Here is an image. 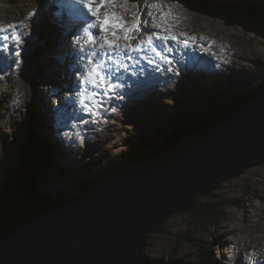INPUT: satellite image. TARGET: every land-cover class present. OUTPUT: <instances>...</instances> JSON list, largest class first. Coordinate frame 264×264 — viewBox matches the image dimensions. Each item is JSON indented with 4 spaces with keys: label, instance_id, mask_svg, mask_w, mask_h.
I'll return each mask as SVG.
<instances>
[{
    "label": "rangeland",
    "instance_id": "1",
    "mask_svg": "<svg viewBox=\"0 0 264 264\" xmlns=\"http://www.w3.org/2000/svg\"><path fill=\"white\" fill-rule=\"evenodd\" d=\"M211 1L247 8L255 3L264 5V0H165L180 18L177 32L207 38L197 39L196 45L187 49L171 45L176 54L183 48V59L192 65L185 68L181 64V69L178 64L156 59L159 67L152 68L140 61L136 75L123 79L125 87L126 82L140 85L128 95L123 94L124 99L106 101L93 117L83 116L79 106L71 102L73 87L68 80L71 78V83H75L78 57L77 46L69 41L72 34L64 19L65 10L55 0H0L2 24L29 23L25 18L36 12L31 34H24L26 43L21 49L24 63L17 65L11 52H2L5 60L0 63V69L4 68L0 71V179L19 158L17 145L22 141V131L29 129L26 124L31 116L41 130H46L47 138L58 151V163L68 170L66 174L52 173L42 190L73 194L79 180L104 172L124 155L128 157L129 149L142 144L143 139L151 137L145 142L153 149L162 142H158L160 136L173 134L178 127L190 123L186 121L207 113L216 102L243 93L246 87V95L260 87L264 83V35L259 28L246 25L244 19H231L225 12L212 8ZM144 4L145 0H139V5ZM143 11L146 13L148 9L145 7ZM43 18L50 26L64 30L51 34V41H43L45 48L38 30ZM125 18L132 19L130 14H125ZM71 52L76 57L73 61ZM169 58L172 60L170 54ZM58 84L66 88L61 99L69 97L64 103L69 106L62 107L64 111H56L61 91L57 90ZM125 87L117 91L124 93ZM82 120L88 123L83 124ZM200 198L212 204L216 213L208 216L198 212L192 216L188 211L173 215L159 233L147 238L142 255L173 264L200 257L202 247L215 241L206 264H264V250L263 260L259 261L247 250L250 245L264 246V165L248 169ZM232 202L237 206L227 205ZM200 218L206 220V230L199 235L191 223ZM227 231L231 233L222 234ZM256 238L259 240L254 241Z\"/></svg>",
    "mask_w": 264,
    "mask_h": 264
},
{
    "label": "water",
    "instance_id": "2",
    "mask_svg": "<svg viewBox=\"0 0 264 264\" xmlns=\"http://www.w3.org/2000/svg\"><path fill=\"white\" fill-rule=\"evenodd\" d=\"M170 134L124 160L89 194L55 197L37 180L28 188L32 165L25 159L41 146L30 144L31 130L22 131L19 158L0 179V264H145L147 238L170 217L264 165V83Z\"/></svg>",
    "mask_w": 264,
    "mask_h": 264
},
{
    "label": "snow or ice",
    "instance_id": "3",
    "mask_svg": "<svg viewBox=\"0 0 264 264\" xmlns=\"http://www.w3.org/2000/svg\"><path fill=\"white\" fill-rule=\"evenodd\" d=\"M67 6V22L74 29L72 43L77 46L78 57L72 100L83 116L94 117L106 101L124 99L123 92L117 90L124 89L120 78L129 73L130 65L133 70L129 74L135 76L140 61L154 67H159L156 59L172 64V44L187 49L196 45L197 39H207L177 32L180 18L165 0H145L142 6L139 0H67ZM125 14L132 19H126ZM35 15L28 14L25 19L29 23H0V52H11L17 65L24 63V34H31Z\"/></svg>",
    "mask_w": 264,
    "mask_h": 264
},
{
    "label": "trees",
    "instance_id": "4",
    "mask_svg": "<svg viewBox=\"0 0 264 264\" xmlns=\"http://www.w3.org/2000/svg\"><path fill=\"white\" fill-rule=\"evenodd\" d=\"M214 1L209 2L210 4L213 5L212 8H216V10H221L223 12H225L228 17H230L231 19H236V20H241L244 19L246 22V25L248 26H256L259 28H263L264 29V5H260V4H252L251 7L247 8V7H242V6H238V5H233L230 3H224L221 4L220 2L218 3H213ZM247 9V10H246ZM41 27H38L41 39L48 42L52 40V36L50 33V28L51 26L48 24L47 20L43 19L42 23H40ZM48 35V36H47ZM264 45V43H263ZM249 90V89H248ZM247 92V87L245 88V91L243 93L240 94H236L234 96H232L231 98L226 97V101H221L216 102V104H213L212 106H210V110L206 111L207 113H202V115L200 114L198 117L196 118H192L186 122H190L187 123L188 124H193L196 123L197 121L200 120V118L211 114V113H217L219 111H222L223 109H225L230 103H233L234 101H237L243 97H245ZM212 96H209V98ZM212 98H210L209 100H211ZM228 101V102H227ZM212 101H210L211 103ZM223 102H225L226 104H224ZM32 119V121H31ZM31 119H29V122L26 124V127L29 128L28 130H31V133H33V136H29V140H30V144L31 145H36V140L37 142H39V145L41 146L39 149V153H36V149L35 151H33L32 153H27V157L25 159V161L27 163H29L30 165H32V167L30 168V172L31 174L28 175L27 179L29 181L28 183V188H35V181L37 180L40 185L44 183V179H49L50 175H52V173L54 172H59L60 174H66V172H68L67 169L63 168L57 161V157H58V151H56L52 145V142L50 139L47 138V132L46 130H41L36 123V119L33 118L31 116ZM183 120H185L183 118ZM44 134V135H43ZM33 139V140H32ZM41 149V150H40ZM150 149L149 145L143 141L142 144H139V146L137 145L135 148L133 149H129L130 151V155L128 157H126L125 155L123 156L122 160H119L117 163H115L112 166H109L106 170H104V172L102 173H98V174H94L91 175L90 178H87L84 181L79 180L76 186V191L72 194L68 191H59L57 193L52 194V192H49V194L58 197V196H74V197H78V196H83V195H87L89 194L93 188H95L96 186H98L101 183V179H103L104 177H106L108 174H110L111 172L115 171L116 169H118L124 162V160L128 159L131 156L136 155L138 152L144 151V150H148ZM128 150V149H127ZM35 166V167H33ZM27 175H25L26 177ZM24 177V178H25ZM46 182V180H45ZM33 189L31 191H33ZM37 193V192H36ZM27 194V195H26ZM29 196V191H25V197L22 198V201H26L28 199ZM39 197V195H38ZM33 198H35V192L33 191ZM194 206L193 208L189 211L190 215H194V213L198 214V212H200V214H206L208 216H210V214H215V211H212L214 209H212V204H207L202 198L197 197L193 200ZM234 205L237 206V204L235 202L232 203H227V205ZM0 214H1V204H0ZM10 216V215H9ZM1 217L4 218V214H1ZM206 220L203 218L198 219L197 221H192L191 225L193 226V229L197 231V234H201V232H205V225ZM151 237V236H149ZM148 237V238H149ZM188 237V235H187ZM186 239V238H185ZM213 249V243L211 244H207L204 245L202 247V254L200 257H196L194 259H185V260H179V261H173V264H206L208 263L207 261V257L210 253V251ZM146 257V256H145ZM148 260V261H147ZM145 264H165L162 261H158V260H153V259H145Z\"/></svg>",
    "mask_w": 264,
    "mask_h": 264
},
{
    "label": "bare ground",
    "instance_id": "5",
    "mask_svg": "<svg viewBox=\"0 0 264 264\" xmlns=\"http://www.w3.org/2000/svg\"><path fill=\"white\" fill-rule=\"evenodd\" d=\"M57 3H58V5H60V7H61V9H64L65 10V14H64V19H65V22L66 23H68L67 22V17H68V15H69V12H68V6H67V3L65 2V1H67V0H55ZM3 11V10H2ZM142 19L144 18L143 16L141 17ZM44 20H45V18H43ZM48 22V21H47ZM0 23H2V22H0ZM11 23H14L13 21L12 22H8V21H4L3 22V24H11ZM48 24H49V22H48ZM50 25V24H49ZM60 31V29L58 28V27H52L51 26V28H50V33L52 34V36L54 35V33L56 32L57 34L58 33H60L59 32ZM63 32H64V30H63ZM73 32H74V29H71V37H69V41H71L72 42V40H73ZM48 36V35H47ZM76 46V45H75ZM183 48H180L178 51L180 52V53H178V54H176V53H173V54H171L170 53V55L172 56V61H173V64H178L179 65V67L181 68V69H183V65H181V64H185V68H187L188 66H191L192 64H191V62H187V60H185V59H183V58H185V55H184V53H183ZM76 52V51H75ZM72 53V52H71ZM2 59H4V58H2ZM73 59H76V57H75V55L72 53V61H73ZM180 59H183L181 62L179 61ZM136 67V66H135ZM152 68H157V67H154V66H152ZM71 70H72V67H71ZM76 70H77V68H76ZM154 72V71H153ZM153 77H157V76H153ZM155 78H153V80L155 79ZM125 79V81L127 80V78L125 77L124 78ZM68 81H70V84H72V91L74 90V87H75V83L73 84V83H71V78L68 80ZM124 80H121V82H123ZM126 84L128 85L127 87H125V91L126 92H124L123 94L124 95H128L129 94V92H132V91H134L133 89L136 87V86H138V85H140V82L137 84V85H133L132 83H127L126 82ZM58 98V97H57ZM67 100H69L68 98H66V99H62V100H60L59 98L58 99H56V111H59V109H60V111H63V109H62V107H63V105H64V103H65V101H67ZM60 105V107H59V105ZM70 105H72V104H70ZM55 112V111H54ZM53 112V113H54ZM56 114H61V112H57ZM51 122V121H50ZM71 122H73V120H71ZM71 122H68V124L69 123H71ZM76 122V121H75ZM57 123V122H56ZM77 124H78V122H77ZM45 126V125H44ZM44 128V127H43ZM87 177H85L84 179H86ZM88 179V178H87ZM51 195V194H50ZM262 199V198H261ZM247 216V215H246ZM247 218V217H246ZM228 233H231V231H227V232H222V234H228ZM259 240V238H256L254 241H258ZM215 242V241H214ZM213 242V243H214ZM244 243H245V240L243 241ZM246 244V243H245ZM261 244L262 243H259L258 244V246H254V245H250V246H247V250H249L250 251V255H252V256H257V261H259V259H261L262 258V252H263V250H264V246H261ZM144 258L146 259L147 257H145L144 256ZM261 260H263V259H261ZM148 261V260H147ZM243 262V261H242ZM245 262V261H244Z\"/></svg>",
    "mask_w": 264,
    "mask_h": 264
}]
</instances>
